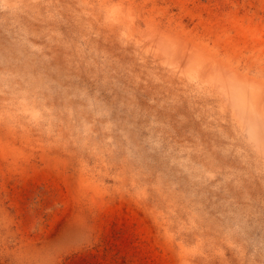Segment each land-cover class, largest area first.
I'll list each match as a JSON object with an SVG mask.
<instances>
[{
	"label": "rangeland",
	"instance_id": "rangeland-1",
	"mask_svg": "<svg viewBox=\"0 0 264 264\" xmlns=\"http://www.w3.org/2000/svg\"><path fill=\"white\" fill-rule=\"evenodd\" d=\"M0 264H264V0H0Z\"/></svg>",
	"mask_w": 264,
	"mask_h": 264
}]
</instances>
